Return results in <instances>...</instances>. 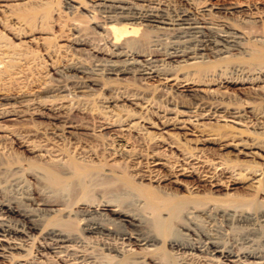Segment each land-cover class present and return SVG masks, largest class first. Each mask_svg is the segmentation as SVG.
<instances>
[{
    "label": "bare ground",
    "instance_id": "obj_1",
    "mask_svg": "<svg viewBox=\"0 0 264 264\" xmlns=\"http://www.w3.org/2000/svg\"><path fill=\"white\" fill-rule=\"evenodd\" d=\"M51 2L0 0V258L13 259L38 239L39 257L22 255L17 264H46L40 260L45 252L74 259L61 264H91L79 260L87 253L80 247L96 235L122 262L128 249L135 252L127 247L136 245L145 254L135 257L146 264H172L156 255L163 248L184 264L194 257L200 264H264V167L230 165L174 142L163 144L178 156L165 155L158 150L161 139L149 145L152 140L133 122L105 138L101 154L133 162L131 175L101 162L77 132L95 120L105 128L96 118L107 113L128 117V110L109 109L123 99L144 119L166 87L191 102L169 101L174 108L168 110L177 112L162 123L198 130L199 119L224 116L241 127L261 125L264 10L206 0H67L66 8L88 18L83 21L67 19ZM85 52L92 55L89 63ZM126 77L147 85L127 84ZM227 84L245 99L227 96ZM72 96L86 103L78 109L85 116L79 123L72 119ZM35 117L49 122L36 123ZM263 144L250 140V153L264 152ZM15 150L36 160L13 155ZM144 160L148 166L142 168ZM222 175L233 182L250 175L263 199L252 192L219 197L184 180L196 176L218 190L225 186ZM166 182L184 193L167 189ZM74 219L82 222L81 233L71 227Z\"/></svg>",
    "mask_w": 264,
    "mask_h": 264
},
{
    "label": "rangeland",
    "instance_id": "obj_2",
    "mask_svg": "<svg viewBox=\"0 0 264 264\" xmlns=\"http://www.w3.org/2000/svg\"><path fill=\"white\" fill-rule=\"evenodd\" d=\"M50 1H52L51 4L53 5V7L59 8L64 13V16L67 17V19H73V18L79 19L80 18V20L87 21L88 18L85 15H83L79 10L66 8L65 2L67 0H50ZM206 1L212 5H219V6H228L234 3L246 4V5H251V6H258L259 9L264 10V0H206ZM0 16H1V13H0ZM87 23H88L87 25L89 26L90 30L94 31V29L91 27L93 23L92 22L90 23L89 21ZM55 29L56 28L54 27V30ZM96 35L98 34L96 33ZM12 40L15 41L14 38H12ZM28 46H30V44H28ZM85 53L83 54V58L85 59V62H88V63L91 62L92 55L88 52H85ZM84 59L82 60L84 61ZM52 76L55 77L56 75L53 74ZM125 81L127 84L129 83L130 85H134V84L135 85L136 84L137 85L138 84L147 85V83L143 84L139 80L137 81V80H134L133 78L131 79V77H126ZM151 84L153 85V82ZM226 87L227 88H225L224 91L225 93L227 92L226 93L227 96L235 95V97L241 98L235 86L227 84ZM175 91H177L176 88H173L172 90L168 89L167 87L162 89L161 91L162 95L160 94L162 96L161 97L162 100L157 99L156 100L157 102H156L154 99L153 104H151L154 106H151V105L148 106L147 109H150V110L146 109L147 112L145 111V115L143 116V118L145 117L144 119L141 118L138 107L131 104L130 101L123 99V100L118 101L116 104H113L109 109H114L117 112L121 110V108H123L124 110H128L131 112V114L128 117L126 118L118 117L117 115H113L112 113L111 114L107 113L106 115L108 116L106 115H105L106 117L103 116L104 119L96 118L98 120H103V122H105L104 124L105 128H99L97 126L99 122L95 120L93 121L94 125L91 128L87 130L79 129L77 132L79 133V136L81 138L87 139L90 142V145L96 150V152L100 153L99 157L102 160L101 162L105 161V164L107 163L110 166L116 167L117 169L123 170L126 173L131 174V175L132 174L134 175V172L132 171L133 169L132 165H134L133 162H131L128 159L121 158V157H117L111 160L105 156L103 158L104 154L103 155L101 154L103 152L102 151L103 150V140L111 136L114 133L121 132L122 130L127 128V124L133 123V122H136L138 126L141 127L140 129L142 130L141 132L144 131L143 133H145L144 136L146 137L147 141L150 142L152 138L154 137H159L161 139L162 145L161 146L159 145L160 147L158 145H155V146H158V150L161 151L165 155L168 154V155H172L173 157L178 156V153L174 148L168 147L166 144H163V143L169 144V143L174 142V143L181 144L183 147L192 150V152L196 154L202 155L209 159L219 160L224 163L229 162L228 164L231 163L230 165L232 164L240 165L241 164V166L243 167H250V166L252 167L253 165L255 166L254 163H258L260 168L264 167L262 165L264 162L263 160L264 152H262L260 149L259 150L253 149L252 151L256 152V155H252L250 153L251 147L249 145L250 140H252L253 138H257V137L260 139L261 142H264L263 141L264 132L261 135L256 134L260 132L261 127H263L262 130L264 131V123H262L261 125L248 123L245 125V127H241V125H244V124H240V126L237 124H234V122L238 123V120L234 121L233 119H230V118H224V116H214L215 119L211 118L213 116H207L206 118L199 119L200 126L198 127V130L194 128L193 129L191 128L181 129L171 124L162 123V120H164L167 117L173 116V113L177 112V110H172V111L168 110L171 107L174 108V106H172L171 104H169V106L167 105L169 101H173V102L177 101L179 103H190L191 102V100L188 97L177 96ZM171 98L172 100H170ZM243 98L245 99V97ZM243 98L241 99L244 100ZM84 103L85 102H83L82 99H78L74 96H72V98L69 99V106L71 107V110H72V115H73L72 119L74 123H79L83 121V119H85L84 118L85 116H83L81 113L78 112V109L81 110L86 106V103L85 104ZM34 121L36 123L49 122L47 121L46 118L43 119L42 117H35ZM225 121H228L227 124H229V126H224L226 125ZM253 122H255V120ZM56 124H59V123L56 122ZM130 134L129 135L132 138V141L135 143V145H137L136 148L145 152L146 148H144L145 151L143 150V147L145 146L141 145L136 139L135 130H130ZM151 144H156V143L153 142L152 140L149 145ZM261 149H264V144ZM12 152L11 154L14 153L13 155L20 156L21 154V157H25V158L30 157V158H33V160H36V157L34 158V156H31L26 151L17 152L15 150L13 153ZM76 156H79V155L76 154ZM145 162L146 161L144 160L143 161L144 164L141 166L142 168H145L148 166L147 163ZM132 178L134 180V176ZM219 178H221L223 182H225L224 183L225 186L218 188V190H215L209 183L207 184V182L205 181L198 180L196 176H194L193 178L186 177L184 180L187 181L189 185L200 186L201 191H204V192L214 191V194L219 197L224 196L225 193L227 192L232 193L233 195H238V194L243 195L245 192L246 193L244 195H246L252 192L251 194L255 195L257 199L259 200L263 199V194H261L260 192L256 194V192L253 191L255 189L250 186L251 184L250 175L249 176L244 175L242 177H239L237 178V181L236 179H234V182H233V178H231L230 175L229 176L222 175V176H219ZM135 179L137 178L135 177ZM164 184L167 189L170 188L172 190H177V191H180L181 193H184V190L181 189L176 184L168 183V182L163 183V185ZM5 193L8 197L10 198L12 197V194L10 193V191H8V189L7 191L5 190ZM82 225L83 224L79 219L72 220L71 227L73 228V230L79 233H81L80 228L82 227ZM113 226L115 227V223L113 224ZM117 228H118V231L122 229L121 227L116 226V229ZM171 234L172 236L178 235L174 228L171 230ZM130 246L132 245H129L127 248H132L133 250H135V252L141 253L140 255L145 254L144 250H141L140 247L136 245H133L132 247ZM26 248L27 250H25L24 252H18V254L15 255L16 257L14 256L13 259H11L12 257H10V259H7V260L0 258V264H17L16 260L22 257V255L28 258H32V259L36 258V256L39 257L37 255V251L38 249H40L38 239L34 240V242L29 243ZM80 248L86 250L87 253L82 254L85 256L80 257L79 260H82L83 258L89 259V261L92 260L91 264H124V262H126L124 260H126L127 258L128 259H127L126 264H146L148 263L147 261L146 263L140 260L138 261L139 258L135 256L139 254H135V252L131 251L130 249L126 251L127 258L122 259L124 261L122 262L119 259L120 257L114 256L113 253L110 254L108 250H105L103 248V239H100V237L96 235L95 236L89 235V238L87 239V243L84 244V246H81ZM159 250L160 251L157 252L156 255L161 256L162 258H164V260L172 264H184V261L186 260V259L184 260V258L182 257L175 258L172 255L173 253H167L164 248L162 250L161 249ZM69 257L70 256H66V255L64 256L63 254L60 256V255H55V253L45 252L44 256L40 257L41 258L40 260L42 261V263H46V264H61L63 262L64 263L67 262V260L68 262L74 261V259L72 260ZM189 261H190L189 264H200L198 257H194Z\"/></svg>",
    "mask_w": 264,
    "mask_h": 264
}]
</instances>
